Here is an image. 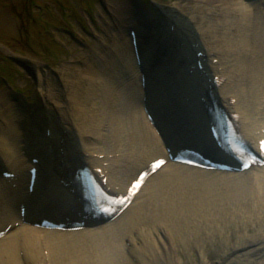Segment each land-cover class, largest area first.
<instances>
[{"label":"bare ground","instance_id":"6f19581e","mask_svg":"<svg viewBox=\"0 0 264 264\" xmlns=\"http://www.w3.org/2000/svg\"><path fill=\"white\" fill-rule=\"evenodd\" d=\"M173 1L171 11L163 9L170 22L162 34L147 26L153 16L141 1L105 0L98 17L104 25L106 43L98 53L86 51L85 62L73 64L75 70L70 79L62 76L65 93L56 97V93H46L50 106L38 108L34 122L26 118L25 111L11 105L9 94L5 95L8 97L5 102L11 106L0 110V176L2 168L7 167L22 178L13 197L9 194L12 186L0 177V199L6 197L5 202L13 204L23 194V182L29 179L26 173L29 161L25 157L32 154H36L35 159H41L34 166L40 173L37 190L43 202L40 209L44 212L47 202L56 207L53 202L59 194L56 190L62 189L69 195L62 182L72 181L70 177L81 167L105 168L110 183L116 185V181L131 179V182L137 169L161 156L163 143L152 138L141 108L146 92L137 82L140 73L149 78L148 94L156 93L155 111L164 118V125L172 131L169 119L163 115L171 111L180 118L176 122L187 127L185 136L175 138L178 142L213 149L207 135L210 124L207 109L212 106V95L227 113L241 115V131L247 139L263 137L264 0ZM185 5L193 6L195 17L188 20L182 15ZM109 11L114 12L113 20L105 18L110 16ZM131 17L136 22H130ZM137 21L141 25L138 40L135 34L124 36V29L139 25ZM161 43L171 52L165 53L163 62L154 63L155 47ZM134 45H139L145 61L141 65L135 62ZM199 53L205 54L206 62L204 57L198 58ZM213 58L221 64L214 65ZM200 61L204 72L198 68ZM42 69L40 65L37 73L39 85L45 91L51 89L49 85L54 79ZM216 74L227 78L220 89H214V83H210ZM124 75L129 78H122ZM233 99H237L236 107L231 103ZM130 119L140 127L139 139L134 128V147H131ZM41 127L44 132L50 131V137L43 135ZM166 168L155 178L160 177V182L166 179V183L158 186L152 197L133 204L110 226L67 234L24 225L0 241L3 245L7 243L6 250L0 251V264H137L131 262L134 258L140 264H182L184 260L177 254L183 247L191 249L193 242L185 229L198 231L201 226L220 225L231 215L223 202L231 198H226L228 194L221 195L226 191H244L240 196L249 197L264 220V168L208 175L174 164ZM75 188L72 189L75 194L67 197L65 206L74 197L81 199L80 191ZM10 213L2 225L18 222L15 211ZM249 218L255 219V215L250 214ZM242 242L228 251L219 244L217 253L224 251L219 264H264V238L256 236L252 241ZM201 254L202 263L206 264L210 258L205 251Z\"/></svg>","mask_w":264,"mask_h":264},{"label":"rangeland","instance_id":"374dc122","mask_svg":"<svg viewBox=\"0 0 264 264\" xmlns=\"http://www.w3.org/2000/svg\"><path fill=\"white\" fill-rule=\"evenodd\" d=\"M139 1L150 8L152 16L160 15L162 20L165 19V10L169 11L174 6L173 0ZM103 2L105 0H0V110L12 104L16 107L21 105L28 110L26 117L29 121L34 122L38 118L35 115L38 108L50 106L46 93H56L55 97L65 93L66 84L62 76L70 79L74 75L73 64L85 62L86 51L99 52L106 43L103 41L104 25L98 17L103 10ZM130 4L134 7V1ZM193 9V6L185 5L182 15L187 19L195 17ZM109 14L105 18L113 20L114 12L109 11ZM197 18L201 19L198 13ZM149 22L154 25L152 19ZM124 33L127 36L126 31ZM40 65L43 66L42 71H48L49 78L54 79V83L49 85L53 91H42L37 73ZM23 89L26 94L17 95L16 91ZM7 94L12 100L10 106L5 102ZM42 133L45 134L44 130ZM243 193L233 190L221 194H228L226 198H231L223 199L231 215L220 225L201 226L199 232L185 229L193 242L191 249L183 247L179 250L177 255L183 258L182 264H204L202 251L210 258L206 264H219L224 251L240 246L241 241H252L256 236L264 238L262 215L257 213L249 197L240 196ZM250 214L255 215V219H250ZM219 244L224 247L222 254L216 251ZM131 262L140 264L136 258Z\"/></svg>","mask_w":264,"mask_h":264}]
</instances>
